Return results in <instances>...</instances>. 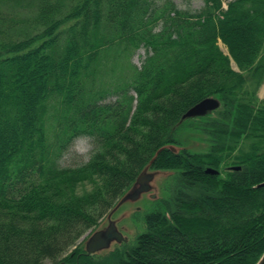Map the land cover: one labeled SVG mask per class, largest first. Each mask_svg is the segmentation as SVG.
<instances>
[{"label":"trees","instance_id":"16d2710c","mask_svg":"<svg viewBox=\"0 0 264 264\" xmlns=\"http://www.w3.org/2000/svg\"><path fill=\"white\" fill-rule=\"evenodd\" d=\"M203 1L192 12L172 0H0V264H100L78 241L153 158L177 188L135 245L112 252L116 264L257 263L264 105L251 99L264 81V0ZM207 98L221 106L183 119ZM201 119L208 150L172 151L178 128ZM81 136L97 152L61 166ZM235 161L243 169L226 178L206 172Z\"/></svg>","mask_w":264,"mask_h":264},{"label":"rangeland","instance_id":"374dc122","mask_svg":"<svg viewBox=\"0 0 264 264\" xmlns=\"http://www.w3.org/2000/svg\"><path fill=\"white\" fill-rule=\"evenodd\" d=\"M178 8L183 10H189L192 12L199 11L204 8L203 0H172ZM230 1V0H227ZM226 1V2H227ZM223 50H226L223 44H220ZM146 57V50L140 48L133 52L130 56V61L136 66L140 67L143 63L144 58ZM233 66L235 64L233 63ZM110 98H113L111 96ZM108 98V99H110ZM261 101H264V81L257 90L255 96L252 97L251 103L254 106H259ZM237 114L234 113L230 115V120H228L230 128L235 129ZM212 119V118H211ZM219 119V118H217ZM210 120V119H209ZM205 120L201 119L198 122L183 123L177 130V136L180 140V144L183 148L189 150L191 153L205 152L208 150V144L206 145L205 141L210 140L204 133L203 126ZM209 130L214 129L209 125L207 127ZM219 129V127H217ZM237 129H241L239 126ZM232 130V129H230ZM229 140V138H227ZM236 140V139H235ZM97 152V148L94 145L93 141L85 136L76 138L71 144L70 147L59 154L58 163L63 167H75L82 165L90 161V159ZM177 174L172 173L170 176H161L159 180H156V190L154 193L157 195V199H153L149 194H143L141 198L135 202H127L124 204L114 216V219L117 222L121 233L127 239V243H122L119 246H115L111 252H108L104 255L97 256L95 262H100V264H116L118 261L117 255H112L116 250H122L124 247L135 245L137 238L146 231L145 219L146 216L157 210L164 208V202L170 200L174 195V190L176 187ZM100 183L97 181L96 185L94 183H86L80 185L77 190L78 193H89L95 188L99 187ZM154 194V195H155ZM106 221V218L103 219L96 227L89 230L79 241L78 246L81 248L83 240L95 230L99 225H102ZM72 251V249H71ZM68 254V253H66ZM64 254L63 256H65ZM110 254V255H109ZM43 264H52V261L45 260Z\"/></svg>","mask_w":264,"mask_h":264},{"label":"water","instance_id":"95a60500","mask_svg":"<svg viewBox=\"0 0 264 264\" xmlns=\"http://www.w3.org/2000/svg\"><path fill=\"white\" fill-rule=\"evenodd\" d=\"M221 103L216 98H207L185 113L183 119L195 118L203 115H207L210 112L218 109ZM172 151H179V147L169 146ZM162 150V149H161ZM159 150V152H161ZM155 158L141 171L133 185L118 199L116 204L106 215V221L99 225L91 234L84 240L81 245V250L86 255L94 254H106L111 252L117 245H121L123 242H127L126 237L123 236L114 216L118 210L127 202H135L141 198L143 194H149L155 200L157 195L154 193L156 190V180H159L161 176H170L174 171L169 170H156L152 169ZM207 173H218L216 170L208 169ZM264 184H261V186ZM155 194V195H154ZM104 218V219H105ZM59 264H66L65 262ZM256 264H264V252Z\"/></svg>","mask_w":264,"mask_h":264},{"label":"flooded vegetation","instance_id":"af4514ba","mask_svg":"<svg viewBox=\"0 0 264 264\" xmlns=\"http://www.w3.org/2000/svg\"><path fill=\"white\" fill-rule=\"evenodd\" d=\"M261 105H264V101H261V104L259 106H261ZM259 106H257V107H259ZM247 144H248V142L247 141L244 142L242 139L237 141V145L238 146H237V150H236L235 154H237L240 149H241V151L244 150V148L247 149ZM241 169H243V164L238 163V161H235V164H232V165H229V166L223 165L221 167V169H220V174L222 175L223 178H226L228 173L232 174L233 172H238Z\"/></svg>","mask_w":264,"mask_h":264}]
</instances>
